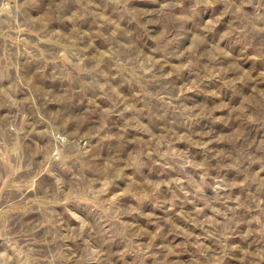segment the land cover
<instances>
[{"label":"rangeland","instance_id":"obj_1","mask_svg":"<svg viewBox=\"0 0 264 264\" xmlns=\"http://www.w3.org/2000/svg\"><path fill=\"white\" fill-rule=\"evenodd\" d=\"M0 264H264V0H0Z\"/></svg>","mask_w":264,"mask_h":264}]
</instances>
